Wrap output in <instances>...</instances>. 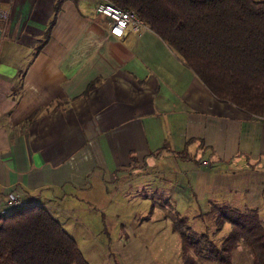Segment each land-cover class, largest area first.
Segmentation results:
<instances>
[{
  "label": "crops",
  "instance_id": "obj_1",
  "mask_svg": "<svg viewBox=\"0 0 264 264\" xmlns=\"http://www.w3.org/2000/svg\"><path fill=\"white\" fill-rule=\"evenodd\" d=\"M97 1L0 0V199L55 218L172 158L200 206L260 214L264 117L216 100L147 26L110 36Z\"/></svg>",
  "mask_w": 264,
  "mask_h": 264
},
{
  "label": "trees",
  "instance_id": "obj_2",
  "mask_svg": "<svg viewBox=\"0 0 264 264\" xmlns=\"http://www.w3.org/2000/svg\"><path fill=\"white\" fill-rule=\"evenodd\" d=\"M134 12L193 71L210 94L243 113L264 117V0H98ZM96 2V3H97ZM95 3V4H96ZM221 245L184 236L185 246L232 264L242 239L252 264H264V221L257 208L212 205ZM186 264H195L189 255ZM0 264H88L74 239L40 205L0 216Z\"/></svg>",
  "mask_w": 264,
  "mask_h": 264
},
{
  "label": "rangeland",
  "instance_id": "obj_3",
  "mask_svg": "<svg viewBox=\"0 0 264 264\" xmlns=\"http://www.w3.org/2000/svg\"><path fill=\"white\" fill-rule=\"evenodd\" d=\"M151 165L144 179L141 172H118L115 184L104 179L103 189L86 193L84 206L64 208L68 211L54 219L74 239L88 264H186L189 255L195 264H220L186 247L184 236L220 246L230 223L217 230L210 207L192 199L190 189L175 185L181 167L174 159ZM261 209L264 221V206ZM231 261L252 264L242 239Z\"/></svg>",
  "mask_w": 264,
  "mask_h": 264
},
{
  "label": "built area",
  "instance_id": "obj_4",
  "mask_svg": "<svg viewBox=\"0 0 264 264\" xmlns=\"http://www.w3.org/2000/svg\"><path fill=\"white\" fill-rule=\"evenodd\" d=\"M94 11L105 19L108 34L114 38L122 37L129 27L144 25L134 12L117 7L110 2H97L94 5ZM1 17L0 11V19ZM21 205L16 195L8 194L5 199H0V216Z\"/></svg>",
  "mask_w": 264,
  "mask_h": 264
}]
</instances>
